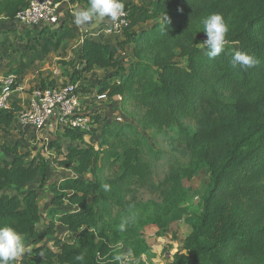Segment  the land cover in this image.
I'll use <instances>...</instances> for the list:
<instances>
[{
	"label": "trees",
	"instance_id": "1",
	"mask_svg": "<svg viewBox=\"0 0 264 264\" xmlns=\"http://www.w3.org/2000/svg\"><path fill=\"white\" fill-rule=\"evenodd\" d=\"M70 3L88 6V0ZM123 3L129 20L127 28L118 34L86 33L77 57L79 69L73 72L71 81L35 89L77 85L85 75L101 69L113 73L99 83V94L109 99L121 97L124 105L132 101L144 109L145 129L176 127L186 118L205 125L193 135L180 127L190 151L183 178L191 179L205 165L212 189L191 232L168 264H264V0ZM27 5L26 0H0V18L10 23ZM213 13L223 16L229 31L224 50L209 59L197 36L205 34L202 20ZM68 20L64 17L52 33L43 28L38 39H33L35 46L29 44L21 58L35 52L33 61L41 55L45 59L58 49L61 40L77 37L79 28ZM11 32H0V48L6 47ZM129 45H133L135 61L123 67L118 55ZM236 51L253 56L256 64L233 69L229 61ZM180 59L187 61L186 66L179 63ZM77 91L80 94V86ZM229 91L239 95L233 102H224L222 95ZM22 110L19 95H14L10 108L0 111V131L4 135L0 140V226L12 227L22 234L28 249L25 264H120L113 255L106 217L114 208H127V197L134 193L132 187H141L150 178V165L142 159L141 141L123 134L125 140L118 133V146L103 151L74 145L64 151L60 143L53 141V162L70 169L75 176L49 186L52 202L55 206L68 203L75 210H53V220L42 229L40 200L48 164L25 149L22 138L12 134L16 133ZM88 115L97 126L94 135L104 122L96 113ZM57 134L73 142L84 139L81 132L73 129L61 128ZM107 162L120 163L118 178L101 181L85 177H96ZM38 178L39 187L23 193ZM102 184L110 185V190L104 191ZM183 195L177 201L173 193L176 202L151 222L163 224ZM56 223L75 236L73 243L56 239L53 246L43 244L47 237L55 235ZM127 244L130 262L156 257L138 230L129 234ZM81 253L84 261L75 260Z\"/></svg>",
	"mask_w": 264,
	"mask_h": 264
},
{
	"label": "rangeland",
	"instance_id": "2",
	"mask_svg": "<svg viewBox=\"0 0 264 264\" xmlns=\"http://www.w3.org/2000/svg\"><path fill=\"white\" fill-rule=\"evenodd\" d=\"M67 1V0H66ZM70 2V0H68ZM67 9L64 15L69 18L68 22H73V13L85 6H74ZM79 28V35L73 39H63L60 41L58 49L48 53L46 58H36L37 53H30L26 58H21V53L25 51L28 45L35 46L33 39H38L41 30H25L13 23H9L6 19L0 18V32L11 29V35L8 37L7 45L4 49L0 48V76H8L16 73L21 79L25 87L24 95L19 96L22 101L23 109L28 107L27 97L30 91L42 85L48 86L53 84L69 83L71 75L78 70L77 57L80 50L81 38L86 34L85 28ZM104 28V26H103ZM102 28V29H103ZM105 29V28H104ZM49 33L56 30V27H47ZM140 30V28H138ZM201 41L206 40V34L197 36ZM235 47H238L237 45ZM133 45L126 47L123 53L118 55V59L123 67H128L135 60L132 56ZM203 49V45L201 44ZM42 58V59H41ZM179 63L186 66L187 61L180 59ZM111 73L101 69H95L92 73L85 75V78L78 83L80 86V98L82 103V111L84 113H96L102 123L94 135L86 136L83 142H73L51 132L49 127L44 133H33L24 131L22 133L13 132L15 138H22L25 149H28L44 159L48 164L46 186L40 200V211L42 222L40 228L47 227L49 222L53 220L52 211L66 212L75 210L68 203L61 206H55L52 202V195L49 186L52 183L61 181L67 177L75 176L70 169L59 167L53 161L56 158V152L50 150L53 141H57L65 148L68 145L78 147H94L99 151L113 150L118 146L117 134H121V138L126 140L138 139L141 141L142 159L150 165V178L147 183L141 187H132L134 193L127 197L129 206L127 208H114L112 215L106 217L107 233L110 244L113 249V255H121L128 253L124 259V264H144L131 261V253L128 252V237L130 233L139 231L143 234L148 245L151 247L156 257L152 260L145 258L149 264H168L167 253L175 255L177 253V242L183 241L191 232L192 226L196 223L203 207L204 199L208 196L212 189V178L208 168L201 165L199 170L191 179L183 178V170L190 163V151L185 144V140L181 136L180 127L188 134L202 130L205 125L192 118L182 119L179 126L169 128L145 129L144 119L145 110L139 108L134 102L124 105L118 97L109 99L99 94V83L107 79ZM239 92L229 91L222 95L224 102H233L238 97ZM118 119H121L119 121ZM109 125L111 129L106 130ZM125 134V136H122ZM4 138L0 131V140ZM121 152V150H118ZM3 155H7L2 151ZM8 156V155H7ZM107 162L96 177L92 175L85 176L87 179H99L101 181H110L118 178L121 174L120 163ZM40 179L29 184L23 193L28 190L38 188ZM183 191H186L185 196ZM182 198V201L172 210V213L164 218L161 225H155V220L162 215V211H166L176 201ZM169 205V206H166ZM56 215V213H55ZM133 217L130 224L124 231L119 230V225L124 218ZM154 219L153 222L151 220ZM143 223V224H142ZM56 232L54 236L46 238L43 244L53 246L56 239L74 242V235L68 230L56 223ZM148 232V233H147ZM149 233H151L149 235ZM25 248L24 254L17 259V264H25ZM129 259V260H128ZM116 260V259H115ZM117 261V260H116ZM119 262V261H118ZM120 263V262H119Z\"/></svg>",
	"mask_w": 264,
	"mask_h": 264
},
{
	"label": "built area",
	"instance_id": "3",
	"mask_svg": "<svg viewBox=\"0 0 264 264\" xmlns=\"http://www.w3.org/2000/svg\"><path fill=\"white\" fill-rule=\"evenodd\" d=\"M27 8L10 22L25 30H40L45 27H57L65 17L61 11V3L57 0H26ZM129 25L127 12L115 23L107 20L103 32L105 34L121 33ZM111 28V31L108 28ZM25 87L14 74L0 76V111L10 108L14 95H24ZM78 84H67L57 88L34 89L29 93L28 107L17 117L16 133L34 131L44 133L46 129L57 133L59 129H73L84 137L91 136L97 127L88 113L82 111ZM121 100V97H118ZM121 121V119H118ZM129 260V259H128ZM144 264H149L143 258ZM126 264H130L129 261ZM163 264V263H161Z\"/></svg>",
	"mask_w": 264,
	"mask_h": 264
},
{
	"label": "clouds",
	"instance_id": "4",
	"mask_svg": "<svg viewBox=\"0 0 264 264\" xmlns=\"http://www.w3.org/2000/svg\"><path fill=\"white\" fill-rule=\"evenodd\" d=\"M123 0H88L86 8L78 9L73 13V23L80 28L93 26L95 22L107 19L110 22H117L124 13ZM167 19V18H166ZM203 32L206 34V40L202 43L207 49L206 55L209 59H214L224 50L226 36L229 31L228 26L221 14L213 13L202 20ZM111 31V28H108ZM230 66L236 68H251L256 64L253 56L246 52L236 51L232 54ZM104 191L110 190V185L102 184ZM133 217L124 218L119 230L124 231ZM131 250H128L130 253ZM25 252V242L20 232L9 226H0V264H14ZM128 253L117 255L115 259L124 264V259ZM43 255V253H41ZM83 253L77 255L75 260L84 261Z\"/></svg>",
	"mask_w": 264,
	"mask_h": 264
},
{
	"label": "crops",
	"instance_id": "5",
	"mask_svg": "<svg viewBox=\"0 0 264 264\" xmlns=\"http://www.w3.org/2000/svg\"><path fill=\"white\" fill-rule=\"evenodd\" d=\"M72 4L67 0H65L64 2H62L61 3V11H62V13L63 14H65L68 10L67 9H69V7H72L71 6ZM106 25H107V19H105L104 21H98V22H95L94 24H93V26H91V27H88V28H85V30H86V33H88V32H91V33H95V34H99V33H103V29L106 27ZM103 26H104V28H103ZM103 28V29H102ZM81 29V28H80ZM81 46V45H80ZM148 233V232H147ZM151 233H149V235H150ZM185 239V238H184ZM183 239V240H184ZM178 240H176L175 242L176 243H178V245H177V248H176V251L178 250V248H179V246H180V244H181V242L182 241H180V242H177ZM155 252V251H154ZM167 257H168V259H167V263H170V262H172V259H173V255H170V252L169 253H167Z\"/></svg>",
	"mask_w": 264,
	"mask_h": 264
}]
</instances>
